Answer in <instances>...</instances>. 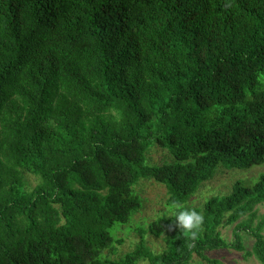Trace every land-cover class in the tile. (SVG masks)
<instances>
[{
	"label": "trees",
	"instance_id": "16d2710c",
	"mask_svg": "<svg viewBox=\"0 0 264 264\" xmlns=\"http://www.w3.org/2000/svg\"><path fill=\"white\" fill-rule=\"evenodd\" d=\"M154 144L175 162L149 164ZM263 163L264 0H0V264H222L219 249L264 264V173L187 205L219 167ZM142 178L203 223L160 217L163 251L102 258Z\"/></svg>",
	"mask_w": 264,
	"mask_h": 264
},
{
	"label": "rangeland",
	"instance_id": "374dc122",
	"mask_svg": "<svg viewBox=\"0 0 264 264\" xmlns=\"http://www.w3.org/2000/svg\"><path fill=\"white\" fill-rule=\"evenodd\" d=\"M147 162L149 164L174 163L175 158L168 150L154 144L147 153ZM262 173H264V163L247 169L219 167L212 179L201 184L187 205L202 209L210 197L230 194L236 182L249 187L254 186ZM25 180L28 190L33 189L41 181L38 176L31 173H25ZM134 192L142 199V208L133 215L129 224L117 223L111 229L114 242L109 249L104 251L102 258L118 259L133 250L141 240H144L155 252H161L166 247L165 236L158 237L151 234L148 231V224L160 217H169L173 214L174 207L167 205V187L153 178H142L135 186ZM256 208L259 216L264 214V203L258 204ZM233 226L221 227L222 234L228 241L234 238ZM243 238L247 251H251L254 238L246 233L243 234ZM117 240L121 242L118 243ZM207 255L218 259L222 264H259L254 256L235 249L214 250L208 252ZM194 262L195 264H209L197 255L194 257Z\"/></svg>",
	"mask_w": 264,
	"mask_h": 264
},
{
	"label": "clouds",
	"instance_id": "9594fccd",
	"mask_svg": "<svg viewBox=\"0 0 264 264\" xmlns=\"http://www.w3.org/2000/svg\"><path fill=\"white\" fill-rule=\"evenodd\" d=\"M173 218L179 230L195 235V232L203 223L202 215L193 209H185L179 203L175 204Z\"/></svg>",
	"mask_w": 264,
	"mask_h": 264
}]
</instances>
